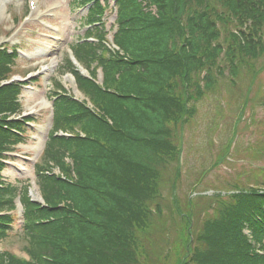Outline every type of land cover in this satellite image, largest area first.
<instances>
[{"label":"trees","instance_id":"obj_1","mask_svg":"<svg viewBox=\"0 0 264 264\" xmlns=\"http://www.w3.org/2000/svg\"><path fill=\"white\" fill-rule=\"evenodd\" d=\"M145 1L157 6V18L139 0H121L131 19L116 41L127 59H108L105 85L113 93L97 92L95 102L112 123L88 115L80 122L84 138L50 140L46 156L56 163L62 150L75 149L77 174L71 175L64 160L65 179L39 169L50 207L23 195L24 248L36 264H147V231L161 214L158 165L175 149L172 126L200 91L199 74L207 70L208 85L209 66L225 41L240 60L243 52L254 56L263 50L264 0ZM59 109L62 125L65 110ZM249 197L220 204L203 220L184 219L182 264H260L237 231L240 221L249 218ZM6 264L24 263L7 258Z\"/></svg>","mask_w":264,"mask_h":264},{"label":"rangeland","instance_id":"obj_2","mask_svg":"<svg viewBox=\"0 0 264 264\" xmlns=\"http://www.w3.org/2000/svg\"><path fill=\"white\" fill-rule=\"evenodd\" d=\"M53 2L54 0H40L42 6L52 4ZM64 2L63 8L60 9V12L55 18V21H58L57 23L59 24L57 32L64 35L63 41H67L65 45L62 44L60 47L59 45H55V49H60L61 52L64 48L68 47L67 43L72 40V36L75 33L80 34L83 32L82 27L77 26L76 20L78 21V18L85 14V10L77 13L76 9L72 10V8L66 3V0H64ZM9 7L5 16L0 19V42L8 32L19 25L21 18L26 12L27 2L26 0H14ZM113 18V14L107 16L108 27L109 24L112 23ZM22 36L28 39L25 33H22ZM29 49L36 54L42 53L47 47L39 49L36 45H33L28 47V51ZM49 55V59H52L55 53L51 51ZM56 59H62V54L58 53ZM31 60L32 63L30 61L26 62L23 60L21 62L17 60L16 66L19 67V70L15 71L14 74H19L21 72L22 75H24L27 71L32 70L35 66V62L33 59ZM263 65L264 55L256 62V67L257 69H260ZM8 78L9 76L2 80ZM64 81L71 83L70 76L66 77L65 75ZM263 85L264 69L260 71L256 82L252 85L253 92L257 90L259 86ZM231 90L234 94L233 99L235 102L231 100L228 88L223 84L220 90L216 92L218 98L220 96V99H222V97L229 99L230 102L228 103L231 104L230 107L226 106L224 108L225 103L221 102L219 115H224V119L216 116L215 121L211 120L215 115V107L219 102L216 100L217 96L211 94L201 102L200 111L196 116L195 122L191 125L189 124V127L185 128L186 141L189 142V146L187 151L185 150L186 153L184 152L186 161L183 165V174L179 172L178 176H176L174 169V167L177 166L176 158L167 160L164 166L162 165L163 167L158 169L160 190L157 199L161 202V214L155 216L153 226L147 231V264L149 262L151 264H182L185 260L186 257L181 259L183 255L182 249L184 248L183 225L184 219H186L184 215L189 209L188 199L189 194L192 191L190 186L197 179L198 172H200L202 168L208 166L213 157H215L218 147L226 140L230 131H232L234 120V125L236 124L237 130L241 128L240 136L239 133H237L234 139L235 149L239 154L231 157L229 163L223 162L220 166L211 170L210 173H208L209 175H206L207 177L200 182L198 186L199 189L205 191L212 190L214 192L225 191L227 187L226 183L236 180L238 172H242V183L244 184V176L247 177L248 182H251L248 177L254 175L256 171L254 167L260 166L264 168V155L260 154L256 156L257 153L253 152V157L250 156L251 150L257 146V142H260L261 139L264 138V135L261 134V130L264 128V108L260 103H257L256 100L252 99L247 110H245L241 123L238 125L241 119L239 116L243 111L245 100H250L252 95L249 96L250 90L243 85H232ZM43 94L44 89H38L33 93L27 92L22 95L24 109H27L30 112H35V116L40 114V120L37 123L32 122V129L27 133L25 145H19V149L15 150L21 156L24 154L31 156L38 150V140L36 138L37 132L36 130H33V125L35 124L36 128L47 125V107H44L43 110L40 111L41 104H35V101L42 98ZM252 116L255 118V121L248 126H244ZM212 132L215 134H212ZM211 137L215 138V145H212L209 142ZM247 146L248 148L245 149ZM254 156L256 157L254 158ZM13 160V163L19 167L21 166V163H23L21 157H17ZM23 165L27 166L28 170H31L30 164L24 163ZM10 171H12L11 168H8L5 173L10 176L11 180H13L14 172ZM164 179L167 181L163 182ZM257 179L260 182L262 180V175H258ZM171 182H173V184ZM200 190L197 192H201ZM208 204V202L196 203V216L200 218L199 220L204 216L203 213L207 211ZM16 227L17 225L15 224V228ZM24 245L25 241L20 238L13 239V242L9 239L4 242L5 248L11 249L18 255L22 254L20 246ZM166 255L168 256L166 257Z\"/></svg>","mask_w":264,"mask_h":264}]
</instances>
